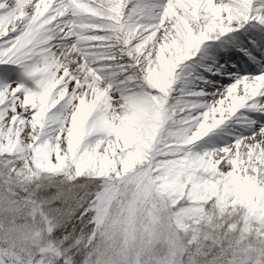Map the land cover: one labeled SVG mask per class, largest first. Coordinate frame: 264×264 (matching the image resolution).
Instances as JSON below:
<instances>
[{
	"label": "snow or ice",
	"instance_id": "snow-or-ice-1",
	"mask_svg": "<svg viewBox=\"0 0 264 264\" xmlns=\"http://www.w3.org/2000/svg\"><path fill=\"white\" fill-rule=\"evenodd\" d=\"M0 264H264V0H0Z\"/></svg>",
	"mask_w": 264,
	"mask_h": 264
}]
</instances>
